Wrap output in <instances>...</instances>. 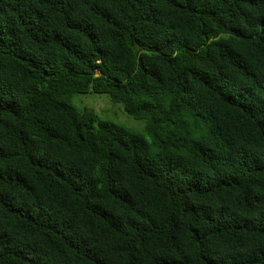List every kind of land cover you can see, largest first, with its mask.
<instances>
[{
    "label": "trees",
    "instance_id": "16d2710c",
    "mask_svg": "<svg viewBox=\"0 0 264 264\" xmlns=\"http://www.w3.org/2000/svg\"><path fill=\"white\" fill-rule=\"evenodd\" d=\"M0 264H264V0H0Z\"/></svg>",
    "mask_w": 264,
    "mask_h": 264
},
{
    "label": "rangeland",
    "instance_id": "374dc122",
    "mask_svg": "<svg viewBox=\"0 0 264 264\" xmlns=\"http://www.w3.org/2000/svg\"><path fill=\"white\" fill-rule=\"evenodd\" d=\"M69 102L80 111H92L100 120L111 121L136 132H142L146 123L144 119L129 116L123 104L111 101L107 93L96 92L93 89L74 94Z\"/></svg>",
    "mask_w": 264,
    "mask_h": 264
}]
</instances>
